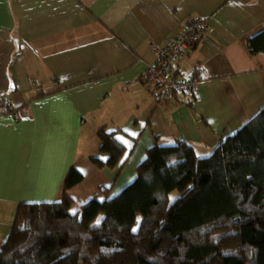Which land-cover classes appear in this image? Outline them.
Wrapping results in <instances>:
<instances>
[{"label":"crops","instance_id":"0c3cea01","mask_svg":"<svg viewBox=\"0 0 264 264\" xmlns=\"http://www.w3.org/2000/svg\"><path fill=\"white\" fill-rule=\"evenodd\" d=\"M188 17L208 27L172 74L196 88L158 104L150 45ZM262 32L264 0H0V97L20 110L0 116V249L17 207L59 201L72 168L77 206L103 186L120 192L156 143L209 156L264 108V54L246 46ZM102 128L126 151L113 170L91 161L106 159Z\"/></svg>","mask_w":264,"mask_h":264},{"label":"trees","instance_id":"16d2710c","mask_svg":"<svg viewBox=\"0 0 264 264\" xmlns=\"http://www.w3.org/2000/svg\"><path fill=\"white\" fill-rule=\"evenodd\" d=\"M246 46L264 54V32ZM116 134L98 130L96 168L120 165ZM135 172L73 211L83 176L70 169L59 201L17 207L0 264H264V108L209 156L177 138L151 146Z\"/></svg>","mask_w":264,"mask_h":264},{"label":"built area","instance_id":"2783aa9c","mask_svg":"<svg viewBox=\"0 0 264 264\" xmlns=\"http://www.w3.org/2000/svg\"><path fill=\"white\" fill-rule=\"evenodd\" d=\"M207 27L206 20L188 17L179 26L175 36L164 38L161 45L155 43L150 45L156 60L153 66L146 69L144 81L157 90L158 104L174 95L191 93L196 88L195 80L174 78L172 65L200 42ZM5 115L17 120L20 117V110H12L10 102L0 97V116Z\"/></svg>","mask_w":264,"mask_h":264},{"label":"rangeland","instance_id":"374dc122","mask_svg":"<svg viewBox=\"0 0 264 264\" xmlns=\"http://www.w3.org/2000/svg\"><path fill=\"white\" fill-rule=\"evenodd\" d=\"M87 191H88V190H87ZM172 197H173V196H172ZM79 199H80V200H79ZM82 199H84V198L79 197V198L77 199V202L80 203V202L82 201ZM83 202H84V201H83ZM82 204H83V203H82ZM82 204H79V205H82ZM79 205L74 206L73 211L76 210V209L79 207Z\"/></svg>","mask_w":264,"mask_h":264},{"label":"snow or ice","instance_id":"6c2138e0","mask_svg":"<svg viewBox=\"0 0 264 264\" xmlns=\"http://www.w3.org/2000/svg\"><path fill=\"white\" fill-rule=\"evenodd\" d=\"M118 139H119V137H118ZM170 199H174L173 197H170ZM96 223H97V225L100 223V220L98 219L97 221H96ZM137 229L136 228H133L132 229V231L133 232H135Z\"/></svg>","mask_w":264,"mask_h":264}]
</instances>
